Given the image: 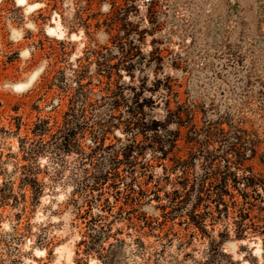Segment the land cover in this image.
I'll use <instances>...</instances> for the list:
<instances>
[{
    "label": "rangeland",
    "instance_id": "1",
    "mask_svg": "<svg viewBox=\"0 0 264 264\" xmlns=\"http://www.w3.org/2000/svg\"><path fill=\"white\" fill-rule=\"evenodd\" d=\"M125 24L137 49L129 64L113 47ZM105 48L107 61L90 55ZM71 69L84 70L82 88ZM109 81L123 88L113 110L98 107ZM84 98L104 146L126 158L111 237L91 251L78 245L86 228L73 200L88 196L79 157L49 146L33 159L26 140H39V120H49V135L60 129L71 101ZM22 166L37 169V203ZM232 181L264 185V0H0V188L19 196L0 203V264H264V213L240 240L235 210L222 213L226 189L240 199ZM109 184L100 195L113 202Z\"/></svg>",
    "mask_w": 264,
    "mask_h": 264
},
{
    "label": "trees",
    "instance_id": "2",
    "mask_svg": "<svg viewBox=\"0 0 264 264\" xmlns=\"http://www.w3.org/2000/svg\"><path fill=\"white\" fill-rule=\"evenodd\" d=\"M151 3V2H149ZM152 5V4H151ZM154 5V4H153ZM117 18L116 16L114 18H111L109 23H106L108 26L109 31L115 29ZM126 24L124 25V28L122 29L124 38H116L114 37L113 41V47H117L119 50V55L121 56V61H124L125 59L128 60L126 63L129 64V61L133 58V51L137 50L135 48V40L132 38V34L127 33L126 30ZM114 27V28H112ZM118 30V29H117ZM134 34V33H133ZM104 52H97L93 51L91 54H95L98 56L99 59H102L103 61H107L108 58V49L105 48ZM65 55V53H64ZM79 62V61H78ZM72 73L74 74V79H77L78 88H82L83 85L80 78L84 74V70H76L71 69ZM104 73V72H102ZM63 74L62 71H57L55 75L52 76V80L55 79V77H58L59 75ZM111 75L112 73H107ZM107 79V77H105ZM107 90L106 95L100 96L99 99V105L98 107H110V109H114L119 106V101H122L123 98V88H120L121 86L115 85V90H112L110 85V81L106 84ZM133 91V89H131ZM136 95V94H135ZM78 103L80 104L79 109L74 108V106L78 107ZM71 107H73V110L68 108L67 112L64 114L63 118V124L60 129H57L55 132L49 133L52 131L51 126H49L50 122L49 120H39L36 124H34V129L32 131V135L34 137H39L38 141L34 140H28L30 147V157L33 159H36L39 155L45 152V150L50 146L51 149L58 153H64V154H76L77 157H79L78 163L84 166L82 168L83 172L85 173L84 176V183L81 184V187L79 188V191L85 192L88 196L83 199L81 206L79 205V201L73 200L74 206L79 210L78 219L82 220V223H84L86 232L83 235L84 239H89L88 242H86L84 239H81L78 245H86V248L88 251L93 250L95 247H101V243L103 240H108L111 237V227L112 223L114 222L116 218L114 217L116 214L113 213V210L116 208L117 203L119 202V196L120 191L117 188L118 182L122 180V177L119 174L118 168L126 163V158L123 156V158H120L119 155H116V153H111L113 151L112 146L105 147L103 143V139L105 138V132L101 134L99 137L98 134L95 133L96 128L95 126L103 127L99 122H93L96 118L95 115L89 116L87 113V106H88V99H83L82 101L72 100L70 103ZM170 113V112H169ZM176 114V115H175ZM176 120H179L180 118V112L175 113ZM97 119V118H96ZM91 122V123H90ZM19 125L16 124V127ZM94 130V131H93ZM93 131V132H92ZM84 134H88L91 138V146L90 147H82L80 144V139H83L85 136ZM49 135L50 142H46L44 144L42 138L43 136ZM25 141V143L27 142ZM48 143V144H47ZM114 147V146H113ZM131 147L132 146H126L124 148L125 156H129L131 153ZM108 154L109 160L107 163V172L106 174H102L101 171H99V168L102 167V155ZM20 170L23 171V188H29L31 193L33 194L32 200L37 203L40 195L42 194V187L40 183L38 182L36 176H37V169L34 167H19ZM92 169L94 172L93 174L89 173L88 170ZM185 177L188 176V172L185 171ZM208 173L204 174L201 177L200 181L207 180ZM91 181V182H89ZM110 181L109 188L110 190H113L114 197L113 202H111L107 198H102L100 193L104 190L105 184ZM232 183L236 184L232 186L234 190H237L239 194V202L235 199V197H232V195L229 193V191L226 189L225 195L230 196L229 204L223 203V214L226 218H228V209L235 210L236 216L233 221V225L235 227L236 232V238L242 239L243 235L245 234L246 230L249 228L251 229L256 228L255 225L247 224V221H251L252 219H255V216L253 215L254 212L257 213H264V185L260 181H232ZM242 186L244 188H256L252 190L251 196L248 195L243 191V193L240 194V187ZM226 188H228L227 185H225ZM257 188H261L260 191ZM126 195L124 198V201L126 204L130 203L129 205L132 207L134 204H136V200L138 202V199L132 198L131 194V188H129V185L126 186ZM239 190V191H238ZM97 192L96 195L93 194V192ZM12 187L8 188V186L4 185L0 188V203L2 205H6L8 202L7 200H13L15 204H18L19 196L13 195ZM78 193V190L76 191ZM75 192V193H76ZM130 193V194H129ZM118 195V197H117ZM23 196V195H22ZM220 201L222 202V198H220ZM224 202V201H223ZM25 203V202H24ZM138 204V203H137ZM216 204H219L216 202ZM96 212V213H95ZM123 211L120 209V213L118 214L121 216ZM115 214V215H113ZM112 217V220L109 221V218ZM190 217V223L200 231L201 234H205L206 227H205V218L199 214H196L195 212L189 215ZM121 218V217H120ZM174 218H170L169 220H173ZM252 230V229H251ZM254 230V229H253ZM264 232V231H263ZM224 237V236H221ZM116 242L117 239H115ZM214 243V241H211ZM115 245L111 244V247H114ZM264 249V246H263ZM87 251V250H86ZM264 255V251H263Z\"/></svg>",
    "mask_w": 264,
    "mask_h": 264
},
{
    "label": "bare ground",
    "instance_id": "3",
    "mask_svg": "<svg viewBox=\"0 0 264 264\" xmlns=\"http://www.w3.org/2000/svg\"><path fill=\"white\" fill-rule=\"evenodd\" d=\"M36 76H37V75H36ZM35 78H36V77H35ZM30 80H31V79H30ZM33 80H34V79H33ZM31 81H32V80H31ZM26 82H27V81H26ZM26 82H25V83H26ZM28 82H29V81H28ZM28 82H27V83H28ZM24 85H25V84H24Z\"/></svg>",
    "mask_w": 264,
    "mask_h": 264
}]
</instances>
